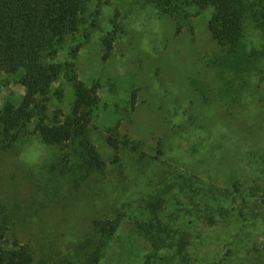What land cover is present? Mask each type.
Wrapping results in <instances>:
<instances>
[{
    "label": "trees",
    "instance_id": "1",
    "mask_svg": "<svg viewBox=\"0 0 264 264\" xmlns=\"http://www.w3.org/2000/svg\"><path fill=\"white\" fill-rule=\"evenodd\" d=\"M141 1L159 18L172 19L179 34L186 28L194 32L195 18L205 17L217 49L204 61L211 78L189 79L201 101L221 100L235 109L241 105L252 74H259L264 82V0ZM112 3L0 0V73L16 78L25 90L18 104L7 101L0 107V149L12 150L33 137L57 148L59 155L49 165L50 173L54 178L67 179L70 193L77 195L105 196L109 192L106 183L110 165L117 170V188L126 192L129 184L125 163L133 161L138 167L134 185L140 190L136 200L124 199L120 194L121 205L112 213L93 217L90 230L67 257L53 252L41 257L34 242L23 241L16 233L19 223L24 224L30 216L37 219L38 214L61 205L63 200L24 215L22 205L5 203L0 197V264H219L213 261L218 254L212 249L219 242L197 244V237L207 238L201 236L206 230L233 228L230 223L235 220L260 218L261 213L252 205L264 200V150L233 164L230 188H222L218 197H213L214 202L202 188V179L193 165L171 174L155 167L153 162L167 155L165 141L158 140L153 157L142 141L124 133L121 119L103 130L113 151L110 161L99 150L92 131L102 106L103 86L101 79L88 84L81 78L77 58L85 41L89 42L91 30L101 28V61L108 64L113 58L126 27L122 12L114 8L106 18L108 28L103 30L105 8ZM209 9L211 14L206 16ZM250 27L262 38L260 48H248L245 42ZM66 49L64 60L61 52ZM65 84L73 91L70 109L52 110L54 98L65 100ZM138 91L134 89L131 94L132 111L138 103ZM199 134L196 128L181 133L176 140L180 150L191 153ZM237 201L240 211L233 213ZM245 226L240 225L238 237ZM124 230L123 240L117 241Z\"/></svg>",
    "mask_w": 264,
    "mask_h": 264
},
{
    "label": "rangeland",
    "instance_id": "2",
    "mask_svg": "<svg viewBox=\"0 0 264 264\" xmlns=\"http://www.w3.org/2000/svg\"><path fill=\"white\" fill-rule=\"evenodd\" d=\"M114 8L125 18L126 34L117 44L113 58L108 64L101 61L102 28L91 30V38L85 41L77 58L81 78L88 84L101 79L103 86L102 106L92 131L95 143L110 161L113 151L103 137V130L121 119L124 133L142 141L153 157L158 140L165 141L167 155L153 162L155 167L171 174L193 165L202 179V188L213 201L222 188H230L229 181L232 172L235 173L233 164L246 155L264 150V82L259 74H252L241 105L235 109L221 100L203 102L191 88L189 79L212 76L204 61L217 45L207 29L205 17L195 18L194 32L186 28L179 34L172 19L159 18L141 0H113L112 5L105 8L103 30H107L106 18ZM211 11L205 12L206 16ZM245 42L248 48L263 45L259 32L252 27ZM67 55L68 49L61 52L62 59L66 60ZM64 87L65 100L59 102L54 98L52 110L62 107L69 111L73 91L69 84ZM134 89L139 90L138 103L132 111L130 99ZM24 91L16 78L0 73V107L7 101L18 104ZM216 127L219 128L214 129ZM190 128L200 131V139L191 153H185L176 140ZM58 155L57 148L44 144L38 137L26 139L9 151L0 149V197L5 203L22 205L24 215H29L28 211L63 200L61 205L38 214L37 219L30 216L16 227L17 235L23 241L34 242L41 257L52 252L70 256L74 244L90 230L93 217L112 213L121 205L120 194L124 199L136 200L140 193L134 185L138 167L133 161L131 164L125 161L129 184L126 192L117 188V170L110 165L106 183L109 192L105 196L71 194L68 180L54 178L50 173L49 165ZM239 204L238 201L234 204L233 213L240 211ZM252 206L261 213L258 220L234 219L236 222H229L233 228L229 225L226 231H221L222 227L214 228L201 234L207 238L197 237V244L220 243L221 246L216 243L212 247L218 254L213 258L214 263L264 264V200ZM243 224L247 226L238 237V229ZM120 234L117 241L121 242L125 230Z\"/></svg>",
    "mask_w": 264,
    "mask_h": 264
}]
</instances>
